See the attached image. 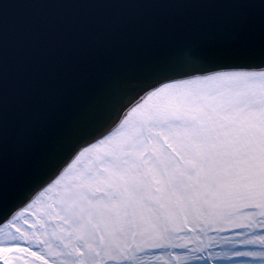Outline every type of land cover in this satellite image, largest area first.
Instances as JSON below:
<instances>
[{"label":"snow or ice","instance_id":"1","mask_svg":"<svg viewBox=\"0 0 264 264\" xmlns=\"http://www.w3.org/2000/svg\"><path fill=\"white\" fill-rule=\"evenodd\" d=\"M248 2L259 47L150 65L17 193L0 176V264H264V0Z\"/></svg>","mask_w":264,"mask_h":264},{"label":"water","instance_id":"2","mask_svg":"<svg viewBox=\"0 0 264 264\" xmlns=\"http://www.w3.org/2000/svg\"><path fill=\"white\" fill-rule=\"evenodd\" d=\"M258 7L248 0H9L0 90V176L9 193L113 84H134L153 64L259 47V16L247 14Z\"/></svg>","mask_w":264,"mask_h":264}]
</instances>
